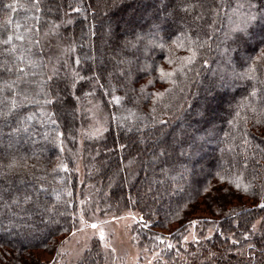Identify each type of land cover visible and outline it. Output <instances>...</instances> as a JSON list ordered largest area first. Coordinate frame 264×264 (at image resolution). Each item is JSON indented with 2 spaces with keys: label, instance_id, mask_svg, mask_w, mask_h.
Segmentation results:
<instances>
[{
  "label": "trees",
  "instance_id": "16d2710c",
  "mask_svg": "<svg viewBox=\"0 0 264 264\" xmlns=\"http://www.w3.org/2000/svg\"><path fill=\"white\" fill-rule=\"evenodd\" d=\"M52 15L73 34L65 83L46 65ZM85 94L111 121L80 183ZM0 126V264H46L34 252L77 230L80 198L103 222L140 214L151 264H264V0H0ZM99 240L79 264H106Z\"/></svg>",
  "mask_w": 264,
  "mask_h": 264
},
{
  "label": "rangeland",
  "instance_id": "374dc122",
  "mask_svg": "<svg viewBox=\"0 0 264 264\" xmlns=\"http://www.w3.org/2000/svg\"><path fill=\"white\" fill-rule=\"evenodd\" d=\"M49 1L52 4L60 6L62 0ZM55 18V15L51 16L50 24L44 34L45 39L43 38L44 44L45 42H49L47 39H53L51 41V51L49 52V46L46 49L45 56L47 55L48 57L49 55L48 59H46V65L49 72H53L52 74H54V76L60 78L62 83H65L66 80L69 81V74L70 76L76 75L74 67H72L69 62V55L73 53V49L70 46L73 43V34L71 30H66L64 36L61 33V30L63 29L62 26L68 21L61 18ZM56 20L59 21L60 28L55 25L54 21ZM64 37H68L70 42H65L63 40ZM77 43H82V41L80 42L78 40ZM65 96L66 93H62L61 98L65 99ZM67 114L70 115V112ZM78 114L80 117V127L78 134H76V139L78 140V146L76 149L78 152L75 154L74 152L69 151V157L73 159L75 166L72 167V169L75 170L78 181L82 183L84 181V160L80 157L83 152L84 145L89 141L101 139L109 129L111 118L104 111L100 99L87 96V94L81 97ZM28 144H31L29 140ZM64 151H68L67 145H64ZM137 153L139 158L135 155L125 156L124 162L120 166L121 171L126 173V178L123 179L125 184L131 185L133 182L132 174L130 175L128 170L130 167H135V165L139 163V159H141V152L138 151ZM100 161L105 162L109 160L108 158H98V152H96L89 164V168H92L93 173L96 172V165L100 163ZM143 170H145V173L148 176L150 172L149 168ZM141 173L142 170L140 171V174ZM134 174L137 176L136 170H134ZM108 176L109 181L107 184L109 186L117 183V173L113 164L111 165ZM85 201L86 198L79 199L78 211L80 224L77 230L61 240L57 251L53 253H49L47 251L34 252L35 256L40 261L46 264H79L85 258L87 251L90 247H92L94 241L99 238V242L102 245V251L105 255L106 264H151L153 262L159 252H150L147 247L142 249L137 247L138 242L135 238L134 230H136L137 226L139 227L144 223V219L140 214L136 211L129 210L103 222L97 218L94 213L95 209L91 207L92 204L89 202L86 203ZM90 212H93L94 214ZM205 213V210L202 209L200 215H204ZM257 224L259 225V223ZM93 225H95V227H93ZM194 238H196V235L194 227L192 226L186 239L190 241Z\"/></svg>",
  "mask_w": 264,
  "mask_h": 264
},
{
  "label": "snow or ice",
  "instance_id": "6c2138e0",
  "mask_svg": "<svg viewBox=\"0 0 264 264\" xmlns=\"http://www.w3.org/2000/svg\"><path fill=\"white\" fill-rule=\"evenodd\" d=\"M9 7H11V5L9 6ZM11 40V37H9L8 38V40H6V41H4V43H8L9 41ZM21 72H23L24 71V69H19ZM262 207H264V205H262ZM93 227H95V225H93Z\"/></svg>",
  "mask_w": 264,
  "mask_h": 264
}]
</instances>
